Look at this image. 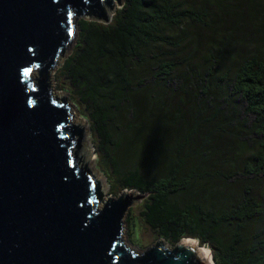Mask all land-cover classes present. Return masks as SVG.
<instances>
[{
	"label": "trees",
	"instance_id": "trees-1",
	"mask_svg": "<svg viewBox=\"0 0 264 264\" xmlns=\"http://www.w3.org/2000/svg\"><path fill=\"white\" fill-rule=\"evenodd\" d=\"M197 11L185 0H123L108 23L80 17L77 40L55 77L86 111L110 192L147 193L140 215L156 237L171 244L197 238L215 264H264L262 191L250 185L233 199L220 191L237 175L264 178V54L238 61L222 87L208 83V72L203 77V103L220 98V123L244 131L252 145L240 170L206 166L205 145L190 158L182 150L189 136L173 134L168 100L152 99L163 86L176 89L172 77L186 57L159 56L153 47H183L187 35L168 30L199 23ZM235 98L237 111L229 103ZM214 181L222 185L210 187Z\"/></svg>",
	"mask_w": 264,
	"mask_h": 264
},
{
	"label": "water",
	"instance_id": "water-1",
	"mask_svg": "<svg viewBox=\"0 0 264 264\" xmlns=\"http://www.w3.org/2000/svg\"><path fill=\"white\" fill-rule=\"evenodd\" d=\"M115 2L0 0V264H215L193 237L142 251L126 243L124 215L147 193L105 195L86 123L52 92L76 20L108 23Z\"/></svg>",
	"mask_w": 264,
	"mask_h": 264
},
{
	"label": "rangeland",
	"instance_id": "rangeland-1",
	"mask_svg": "<svg viewBox=\"0 0 264 264\" xmlns=\"http://www.w3.org/2000/svg\"><path fill=\"white\" fill-rule=\"evenodd\" d=\"M185 1L197 7L201 21L199 23L185 22L181 27L168 30L172 33L187 35L186 43L179 50L167 45L153 47L159 52L157 53L159 56H175L184 51L186 57L182 60L185 63L172 77L176 82V89L170 90L163 86L162 90L151 92L152 99L161 105L165 103L161 100H168V105L172 107L171 117L178 128L173 131V134L175 136H189L190 141L182 150L190 158L196 153L199 145L202 147L205 145L210 150L209 161H206V166L219 167L227 173L231 170H240L243 161L252 149V145L246 141V133L235 128L233 124L232 126L221 124L220 98L218 101L206 104L203 103V95L200 92L204 89L203 77L205 72L211 75L208 80L211 86L222 87L228 78V74L232 73L238 61L253 54L261 56L264 54V0ZM115 7L119 8L120 6L115 2ZM76 25L77 30L73 44L77 40L79 31L78 24L76 23ZM70 53H67V56ZM67 56L63 58L61 65ZM60 66H57L51 74L52 92L58 94L59 97L68 94L66 100L78 113L77 119L86 123L85 148L91 153L89 163L92 162V170L103 183L102 189L105 195L114 196L110 192V180L100 169L99 154L96 151L86 111L71 98L61 80L59 81V78L55 77ZM157 92L160 93L159 99L154 97ZM229 103L237 111V107L239 108L238 100L235 98ZM237 127L240 128L239 125ZM190 142L195 143L191 150L188 149ZM153 149L155 155L156 147L154 146ZM152 155L150 154L151 157ZM221 185L218 181H214L210 187ZM250 185L255 189H260L264 197V178L251 182L248 178L237 175L230 185H226V188L220 189V191L226 193L228 198L233 199L236 195L242 194L243 190ZM141 209L142 200L131 205L124 215L123 237L126 243L136 251L146 249L158 239L166 242V246L173 247L174 244L164 238L156 237L144 223L140 215Z\"/></svg>",
	"mask_w": 264,
	"mask_h": 264
},
{
	"label": "bare ground",
	"instance_id": "bare-ground-1",
	"mask_svg": "<svg viewBox=\"0 0 264 264\" xmlns=\"http://www.w3.org/2000/svg\"><path fill=\"white\" fill-rule=\"evenodd\" d=\"M86 149V148H85ZM87 150V149H86ZM188 240V242H196L195 239L192 238H187L184 239V241ZM201 253L209 260H211V254H210V250L206 247V246H202L200 247Z\"/></svg>",
	"mask_w": 264,
	"mask_h": 264
}]
</instances>
